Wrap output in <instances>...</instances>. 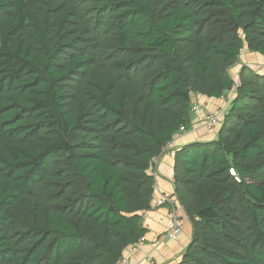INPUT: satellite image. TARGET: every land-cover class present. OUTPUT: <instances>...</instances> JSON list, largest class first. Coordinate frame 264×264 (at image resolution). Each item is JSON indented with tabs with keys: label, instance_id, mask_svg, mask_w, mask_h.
I'll list each match as a JSON object with an SVG mask.
<instances>
[{
	"label": "trees",
	"instance_id": "trees-1",
	"mask_svg": "<svg viewBox=\"0 0 264 264\" xmlns=\"http://www.w3.org/2000/svg\"><path fill=\"white\" fill-rule=\"evenodd\" d=\"M247 51L264 0H0V264H118L148 234L153 160ZM239 81L217 138L175 152L174 264H264V75Z\"/></svg>",
	"mask_w": 264,
	"mask_h": 264
},
{
	"label": "crops",
	"instance_id": "crops-1",
	"mask_svg": "<svg viewBox=\"0 0 264 264\" xmlns=\"http://www.w3.org/2000/svg\"><path fill=\"white\" fill-rule=\"evenodd\" d=\"M245 54L242 57L245 58L244 61L246 63H244L241 68L247 67L254 70L258 74L264 75V57L259 54H251L249 52ZM197 97L198 99L200 98L197 101L198 105L202 106L207 104L209 107L207 109L202 108L200 109V111L194 114V118L192 121V131L187 132L185 135L180 134L175 137L172 143L175 151H172L173 153L171 154L170 159H165L157 169V182L159 185V190L155 193L156 198L159 197V195H161L162 193L174 194V192L176 191L174 153L188 144L213 140L212 138H209V136L211 135H206L205 132L201 129L203 125H206L207 118L210 113H217L220 109H229L228 103L232 99V94L231 92H227L222 98L219 99L208 98L201 95H197ZM167 216V207L154 209L151 212H148L145 220V225L148 229L146 238H144L138 245L132 246L126 251L125 256L129 257L133 264H151L148 261L149 254H151L150 256H152L154 264H172L169 259H176L178 255H181L185 248L189 245L190 238L188 235H191L192 229L191 227H189V222L188 219L185 218V215L183 224L184 232L187 231V236L183 235L182 239H180L181 241L164 242V237L167 229L164 225L159 223V220H161L160 218H163V220H165ZM187 227H189V230H186Z\"/></svg>",
	"mask_w": 264,
	"mask_h": 264
},
{
	"label": "built area",
	"instance_id": "built-area-1",
	"mask_svg": "<svg viewBox=\"0 0 264 264\" xmlns=\"http://www.w3.org/2000/svg\"><path fill=\"white\" fill-rule=\"evenodd\" d=\"M239 86H240V82H239V85H235V88L233 89V91H231V94L236 92V90ZM230 105L231 104L228 103V107H230ZM200 109H202L201 106H199V105L196 106L193 104V107H192L193 115L195 113H197L198 111H200ZM227 111H228V109H220L217 113H210V115H208L207 123H206V126L208 127V129H211V128L215 127L216 125H219V124L221 127V124L223 123V121L225 119ZM171 145L172 144H169L164 149V152ZM164 152L160 157H157L156 159L153 160V166L150 170L151 174L155 178V183H154L155 193H156V191L159 190V185H158V182L156 180L157 172L154 170V168H155L157 160H159L164 155ZM163 207L168 208V216L165 220L161 219L159 221V223L162 225H165V227L167 229L166 234H165L166 239L171 240V241H178L184 233V224H183L184 214H183V209H182V207L178 201L177 196L173 193H162L161 195H159L158 201L155 203V205L153 204L152 210L160 209ZM151 211H149V212H151ZM147 215H148V212L145 213V217H147ZM169 225H170V227H169ZM118 264H133V263L129 257L124 256L119 261Z\"/></svg>",
	"mask_w": 264,
	"mask_h": 264
},
{
	"label": "rangeland",
	"instance_id": "rangeland-1",
	"mask_svg": "<svg viewBox=\"0 0 264 264\" xmlns=\"http://www.w3.org/2000/svg\"><path fill=\"white\" fill-rule=\"evenodd\" d=\"M247 52H249V51H247ZM246 52V53H247ZM250 53V52H249ZM246 55V54H245ZM244 56V55H243ZM245 58H243V57H241L240 58V60L238 61V63L231 69V75L233 76V78H234V81H235V83H236V85H239V69H241V67H242V65L244 64V63H246L245 61ZM241 65V66H240ZM234 96H235V92L232 94V99L230 100V102H229V104H231L232 103V100H233V98H234ZM194 97H195V99H194ZM194 97H193V104L194 105H196L197 104V101L200 99H198V97H197V95H194ZM224 104V103H223ZM198 105V104H197ZM196 105V106H197ZM199 106H201V105H199ZM202 108H205V109H207L209 106L206 104V105H202L201 106ZM206 128H205V127ZM195 128V127H194ZM193 130V128L192 129H190L189 131H192ZM201 130H203L204 132H205V134L206 135H211V136H209V138H212V139H216L217 138V135H218V133H219V130H220V124L219 125H216L215 127H213V128H211V129H208V127L206 126V125H203V127H202V129ZM189 131H186V132H184V133H182V135H185L187 132H189ZM204 134V135H205ZM203 135V136H204ZM172 151H175V149L173 148V146L171 145V146H169V148H167L166 150H165V152H164V155L159 159V160H157V162H156V165H155V168H154V170L157 172V169L160 167V165L164 162V160L165 159H170V157H171V154L173 153ZM178 151V150H177ZM176 151V152H177ZM175 154V153H174ZM150 174H151V172H150ZM156 180H157V176H156ZM174 194L176 195V193L174 192ZM158 201V197L156 198L155 197V201H154V205H155V203ZM160 219H163V218H160ZM160 221V220H159ZM189 222V221H188ZM187 222V223H188ZM186 223V224H187ZM191 225V223L189 222V227H191L190 226ZM146 226V225H145ZM165 226V225H164ZM169 227H170V225H169ZM189 227H187L186 228V230H189ZM183 235L184 236H187V231H185L184 233H183ZM183 235H182V237H183ZM189 236V244H190V242H191V239H192V230H191V235L189 234L188 235ZM182 237L180 238V239H182ZM178 240V241H181V240ZM166 241H169V242H175V241H171V240H167L166 239V236L164 237V242H166ZM184 244H186V243H184ZM153 249V248H152ZM151 254H149L148 255V261L151 263V264H154V260L152 259V256H150ZM181 259V255H178V257L176 258V259H174L173 260V258H171V259H169L170 261H171V263L172 264H174V263H176L177 261H179Z\"/></svg>",
	"mask_w": 264,
	"mask_h": 264
}]
</instances>
